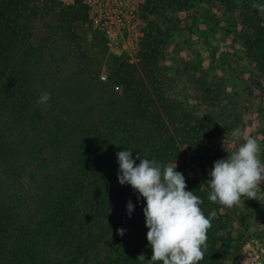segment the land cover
Instances as JSON below:
<instances>
[{
	"label": "rangeland",
	"instance_id": "1",
	"mask_svg": "<svg viewBox=\"0 0 264 264\" xmlns=\"http://www.w3.org/2000/svg\"><path fill=\"white\" fill-rule=\"evenodd\" d=\"M20 1L35 6L29 31L21 16L29 39L15 56L31 75L24 88L59 94L72 86L85 101H116L126 121L115 130L130 129L136 165L168 167L195 194L166 213L149 193L146 219L158 224L142 227V256L156 264H264V0H135L137 39L112 51L101 23L108 0ZM33 168L23 175L31 192L42 179ZM177 215L185 226L174 224Z\"/></svg>",
	"mask_w": 264,
	"mask_h": 264
},
{
	"label": "trees",
	"instance_id": "2",
	"mask_svg": "<svg viewBox=\"0 0 264 264\" xmlns=\"http://www.w3.org/2000/svg\"><path fill=\"white\" fill-rule=\"evenodd\" d=\"M34 13L35 6L20 0L0 3V264H49L54 252L64 258L56 264H156L142 256L149 234L141 229L158 224L146 219L149 193L155 192L158 210L166 213L195 194L168 167L136 165L127 148L130 129L115 130L126 121L116 101H85L82 89L72 86L59 94L24 88L31 75L15 56L21 16L29 31ZM33 166L42 171L35 192L23 181ZM173 222L185 226L180 215ZM102 247L108 249L103 255Z\"/></svg>",
	"mask_w": 264,
	"mask_h": 264
},
{
	"label": "built area",
	"instance_id": "3",
	"mask_svg": "<svg viewBox=\"0 0 264 264\" xmlns=\"http://www.w3.org/2000/svg\"><path fill=\"white\" fill-rule=\"evenodd\" d=\"M108 16L102 19L103 30L110 50L118 46L121 39H137L136 26L138 24V10L135 0H108ZM97 21V20H96ZM103 79L106 76H102Z\"/></svg>",
	"mask_w": 264,
	"mask_h": 264
}]
</instances>
